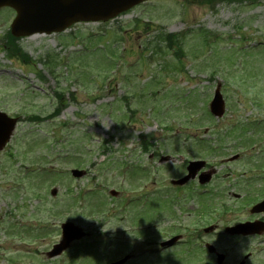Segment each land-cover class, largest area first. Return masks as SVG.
Instances as JSON below:
<instances>
[{"label":"rangeland","instance_id":"rangeland-1","mask_svg":"<svg viewBox=\"0 0 264 264\" xmlns=\"http://www.w3.org/2000/svg\"><path fill=\"white\" fill-rule=\"evenodd\" d=\"M210 1L155 0L111 22L77 24L63 34L21 39L31 64L6 50L16 14L0 11V110L21 119L7 152L0 155V264H108L133 249L145 253L142 242L130 248L116 244L110 251L113 228L106 203L112 190L128 189L122 198L129 200L132 192L148 195L171 188L170 180L186 173L178 163L181 154L185 162L204 159L217 169L204 199L182 189L177 191L181 197H171L173 205L170 198L162 200L158 220L163 228L179 233L187 229L190 244H216L217 237L204 229L225 213L222 206H241L245 199L240 194L248 199L263 189L262 181L252 189L245 182L264 171V144L257 142H264V123H258L264 121V0L209 6ZM185 32L189 36L181 40L183 54L166 49L162 40L167 34ZM68 62H78L77 69L72 71ZM217 89L227 103L221 119L212 117L206 106ZM59 93L64 94L62 102ZM34 115L47 118L42 123L28 119ZM250 128L263 130L254 137ZM174 130L182 131L177 140H158L160 133L167 136ZM184 131L197 140L189 137L185 146ZM144 141L151 146H143ZM238 153L243 160L228 163ZM166 156L173 160L161 163ZM140 166L146 167L145 174L134 171ZM74 169L87 175L76 179ZM116 207L118 213V202ZM67 222L94 228V235L50 260L46 254L61 240V224ZM40 225L42 233L47 230L43 240L31 234L39 233ZM190 244L173 249V259L168 251L159 257L160 264H216ZM192 251L194 255H185ZM184 255L185 263L180 260ZM151 257L137 263L155 264Z\"/></svg>","mask_w":264,"mask_h":264},{"label":"flooded vegetation","instance_id":"flooded-vegetation-1","mask_svg":"<svg viewBox=\"0 0 264 264\" xmlns=\"http://www.w3.org/2000/svg\"><path fill=\"white\" fill-rule=\"evenodd\" d=\"M189 184L190 183L178 186L177 188L178 190H181L189 186ZM168 189L169 188L165 190L167 191ZM168 195L167 192L163 194L158 193L157 196L160 197L153 203L149 204L148 208L142 210L137 209L134 211L132 219L129 221L130 227L135 230V232L132 233V236H134L132 240L125 239L127 233H123L121 236L118 231L111 232L112 234L110 236L112 237L115 236V232H118V237H114L115 239L109 237V240L112 243H117L119 245L122 244L124 247H131L130 245H132V243L138 244V242H142V246L149 248V250H147L149 256L160 253L162 250H158V248L163 246V244L172 241L174 238H177V242L174 244L176 247L182 246L185 243L188 244L189 242L186 240L185 236L187 229L184 233H176L174 230H171L172 228H163L164 226L162 222L158 220V213L163 212L164 209L161 204L162 199L167 198ZM248 206L249 205H246V209ZM236 209L237 210L229 211V213L219 220L215 218L214 224L212 225L213 227H211L213 233L209 236H212L213 238L220 237L221 239L216 242L220 247L212 241L206 242L205 244H213L217 249L216 253L223 254L226 257V262L224 264H228L232 258L235 259L234 264H264V213L253 214L248 209H242L240 205L237 206ZM110 217L112 218V226L115 228H119L120 225L124 223L122 215H114ZM219 223L221 228H218ZM246 223H258V227L256 228L257 233L250 236H230L227 234V229H232ZM204 232L207 233V228L204 229ZM197 244L199 245V248H203L202 253H208L205 246H202V242L197 241ZM216 253H209L210 258L216 259ZM132 255L134 256L133 259H136V254L133 253Z\"/></svg>","mask_w":264,"mask_h":264},{"label":"water","instance_id":"water-1","mask_svg":"<svg viewBox=\"0 0 264 264\" xmlns=\"http://www.w3.org/2000/svg\"><path fill=\"white\" fill-rule=\"evenodd\" d=\"M144 0H0L1 7H12L18 16L12 24L16 37L35 33L62 31L77 21H107L120 12ZM49 9L42 11L41 7ZM13 126L8 118L0 113V149L8 141ZM63 242L56 254L66 249L69 243L79 238L81 233L72 224L63 226ZM55 252L52 253L54 255ZM55 254V255H56Z\"/></svg>","mask_w":264,"mask_h":264},{"label":"trees","instance_id":"trees-1","mask_svg":"<svg viewBox=\"0 0 264 264\" xmlns=\"http://www.w3.org/2000/svg\"><path fill=\"white\" fill-rule=\"evenodd\" d=\"M10 39H11V37H9ZM10 41H12L11 42V48H10V53H12V54H15V53H17V54H19V55H23L22 54V51H21V49L17 46V45H15V39H13L12 38V40H10Z\"/></svg>","mask_w":264,"mask_h":264}]
</instances>
